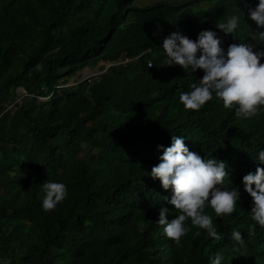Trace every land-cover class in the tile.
<instances>
[{
	"label": "trees",
	"instance_id": "trees-1",
	"mask_svg": "<svg viewBox=\"0 0 264 264\" xmlns=\"http://www.w3.org/2000/svg\"><path fill=\"white\" fill-rule=\"evenodd\" d=\"M132 1L0 0V264H212L216 256L264 264V227L241 183L264 149V110L243 118L216 97L185 109L179 96L202 70L162 65V40L177 30L195 40L212 29L225 48L249 41L264 49L247 15L258 0ZM232 15L240 23L225 34L217 25ZM100 61L113 64L65 86ZM173 135L229 165L224 187L238 188L237 207L219 217L204 210L218 241L191 218L179 242L157 223L161 206L174 208L172 192L149 173L160 162L157 145L170 146ZM47 181L67 185L50 211L42 207Z\"/></svg>",
	"mask_w": 264,
	"mask_h": 264
},
{
	"label": "clouds",
	"instance_id": "clouds-1",
	"mask_svg": "<svg viewBox=\"0 0 264 264\" xmlns=\"http://www.w3.org/2000/svg\"><path fill=\"white\" fill-rule=\"evenodd\" d=\"M247 15L257 26L259 40L264 41V0L249 7ZM239 23L240 17L232 15L217 27L231 34ZM162 49L166 53L162 65H179L186 71L200 69L203 72L200 79L191 83V90L179 96L185 109L199 110L216 97L225 108L235 107L236 115L243 118L254 117L264 110V62H261L264 49L256 48L255 43L234 42L225 48L222 37L215 30H201L195 40L177 30L162 40ZM152 65L149 61L148 67ZM185 139L182 135H173L170 146L157 145V150H162L160 162L151 168L149 175L158 178L163 189H171L168 203L174 206L173 209L161 206L157 223L164 226L167 237L179 242L189 230L185 221L191 218L192 225L206 230L209 237L218 241L221 233L212 217L205 213V207L210 206L217 217L231 214L240 200V192L234 186L224 187L225 179H229L227 161L202 158L189 149ZM256 160L255 172L243 175L241 183L253 201L252 220L264 227V149L259 151ZM43 192L42 207L50 211L67 196V185L47 181L43 184ZM176 210L179 214L169 220L167 216ZM254 227L250 225V230ZM231 235L243 244L240 231H233ZM223 259V256H216L212 264H222Z\"/></svg>",
	"mask_w": 264,
	"mask_h": 264
},
{
	"label": "rangeland",
	"instance_id": "rangeland-1",
	"mask_svg": "<svg viewBox=\"0 0 264 264\" xmlns=\"http://www.w3.org/2000/svg\"><path fill=\"white\" fill-rule=\"evenodd\" d=\"M156 1H166V2H178V1H183V0H133L132 4L134 6H145L148 4H151ZM204 5L206 3H203ZM110 66V63L100 61L94 68H84L81 71H78L76 75L70 76L68 83L65 84V86H70V85H75L78 82H80L82 79H84L86 76H91V77H97V75L101 74L104 70H102V67L104 66V69H106ZM64 84H57L55 87L60 88ZM15 91L19 93H23L24 90L20 87L16 88ZM44 98H41L40 100H43ZM21 101V98L18 99V102ZM10 107V106H9ZM67 158V157H66Z\"/></svg>",
	"mask_w": 264,
	"mask_h": 264
}]
</instances>
